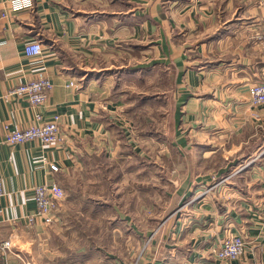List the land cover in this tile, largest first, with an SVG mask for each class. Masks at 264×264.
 Here are the masks:
<instances>
[{"label":"crops","instance_id":"1","mask_svg":"<svg viewBox=\"0 0 264 264\" xmlns=\"http://www.w3.org/2000/svg\"><path fill=\"white\" fill-rule=\"evenodd\" d=\"M1 12L0 243L11 246L0 250V264H264V105H252L248 93L264 82V50L256 38L264 0H34L32 8L15 10L0 0ZM35 39L42 52L27 56L24 45ZM133 72L160 82L161 73L170 76L164 136L171 150L197 161L216 151L224 161L234 156L210 174L197 171V161L185 176L182 165H170L173 193L152 216L145 200L134 213L113 205V230L125 226L136 235L121 254L91 243L64 247L63 235L83 229L65 225L61 209L57 223L28 224L33 187L93 167L91 159H113L121 147L144 155L121 88ZM42 76L52 88L38 109L9 93ZM37 110L41 121L58 116L64 139L8 143L9 132L37 122ZM50 163L59 170L50 171ZM242 164L177 210L201 183L210 185ZM230 232L243 235L244 253L219 260L214 249Z\"/></svg>","mask_w":264,"mask_h":264},{"label":"rangeland","instance_id":"2","mask_svg":"<svg viewBox=\"0 0 264 264\" xmlns=\"http://www.w3.org/2000/svg\"><path fill=\"white\" fill-rule=\"evenodd\" d=\"M143 76L139 72L130 73L121 88L127 92L126 96L131 104L128 118L134 131L135 144L144 155L135 154L131 147H121L119 150L122 154L119 153L113 159L97 157L91 159L92 163H95L93 167L72 170L61 175L58 184L64 189L65 198L58 212L61 209L65 213V225H76L83 229L82 235H63L60 241L65 243L64 247L67 245L73 249L80 243H91L93 247L109 254H121L127 243L132 242V236L135 240L136 235L127 233L125 226L113 230L117 214L112 206L115 205L120 211L134 213L138 211V204L145 200L146 216L161 212V207L170 193H173V186L169 181L170 165H182L179 174L185 176L186 170L197 161L187 152L176 154L164 136V130L167 128L165 117L169 109L164 91L167 93L171 89L169 74L161 73L159 78L162 82L147 77L137 78ZM226 155L225 161L221 151H216L210 158H200L196 170L208 174L216 172L217 166L222 162H225V165L234 156ZM220 180L221 178H213L210 185L201 183L192 199H181L177 203V210L196 201L208 188L212 189L215 184L220 183Z\"/></svg>","mask_w":264,"mask_h":264},{"label":"built area","instance_id":"3","mask_svg":"<svg viewBox=\"0 0 264 264\" xmlns=\"http://www.w3.org/2000/svg\"><path fill=\"white\" fill-rule=\"evenodd\" d=\"M13 10L20 8H32L34 0H9ZM1 17L4 13L1 12ZM257 43L264 50V23L260 26L256 34ZM42 52V43L39 39L27 42L24 45V53L27 56L38 55ZM73 82H70L72 85ZM52 88V83L46 77H37L26 82L20 83L11 88L10 94L17 97H25L28 103L34 109H38L46 102L48 94ZM250 103L254 106L264 105V82L254 83L248 88ZM36 123L25 128H15L6 135V141L10 144L23 143L28 140L36 139L43 144L61 142L64 138L60 134L58 126V116L54 115L51 120L41 121V113L37 110L35 113ZM246 165H240L234 168L230 173L222 177L221 182L234 176ZM49 170L57 172L58 166L50 163ZM211 188L206 190L207 193ZM3 193L2 183L0 181V195ZM203 193V194H204ZM202 194V195H203ZM33 197L35 201V211L26 216L28 224H34L40 220L46 225L57 223L60 220L58 208L65 198L64 189L56 182H44L33 187ZM244 237L240 233H229L219 243L214 250L215 256L219 260L235 259L244 252ZM11 246L10 240L0 243V250L8 249Z\"/></svg>","mask_w":264,"mask_h":264}]
</instances>
